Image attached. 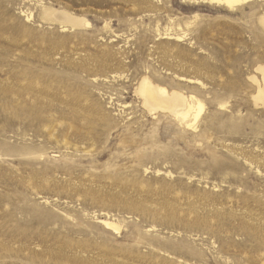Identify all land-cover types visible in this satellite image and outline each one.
Here are the masks:
<instances>
[{
	"label": "rangeland",
	"instance_id": "1",
	"mask_svg": "<svg viewBox=\"0 0 264 264\" xmlns=\"http://www.w3.org/2000/svg\"><path fill=\"white\" fill-rule=\"evenodd\" d=\"M263 13L0 0V264H264ZM144 77L201 101L194 124Z\"/></svg>",
	"mask_w": 264,
	"mask_h": 264
},
{
	"label": "bare ground",
	"instance_id": "2",
	"mask_svg": "<svg viewBox=\"0 0 264 264\" xmlns=\"http://www.w3.org/2000/svg\"><path fill=\"white\" fill-rule=\"evenodd\" d=\"M206 1V0H205ZM210 2H217L219 4H224L229 7H233L235 4L241 2V0H208ZM54 16L55 12L47 9L45 11V16ZM57 17V16H56ZM65 19L67 21L72 22L73 24H78L80 21H82L78 17H71L69 15H65ZM261 20L264 22V13L261 17ZM72 24V25H73ZM258 70L261 71L264 79V66H259ZM139 91H141L143 95V103L147 107H166L173 112V114L181 121L185 122L188 125L194 124V122L198 119L200 116L204 105L201 101L196 100L194 95L191 96H185L183 94H180L176 91H168L165 87H160L159 85H155L152 83V81L144 77L139 85ZM258 96L262 97L264 96V86L258 88ZM258 97V98H259ZM159 109V108H158ZM163 109V108H162ZM153 111V110H152ZM103 223L107 228H115L119 229V224L116 222H112L110 220H104ZM114 229V230H115ZM121 230V229H120Z\"/></svg>",
	"mask_w": 264,
	"mask_h": 264
}]
</instances>
